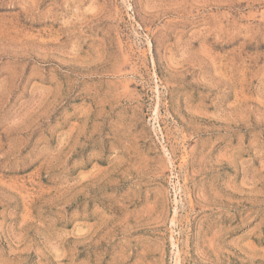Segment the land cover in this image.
<instances>
[{
	"label": "rangeland",
	"instance_id": "rangeland-1",
	"mask_svg": "<svg viewBox=\"0 0 264 264\" xmlns=\"http://www.w3.org/2000/svg\"><path fill=\"white\" fill-rule=\"evenodd\" d=\"M0 264H264V0H0Z\"/></svg>",
	"mask_w": 264,
	"mask_h": 264
}]
</instances>
